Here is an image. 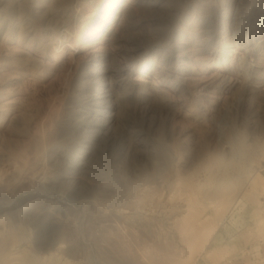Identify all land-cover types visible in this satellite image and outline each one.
Masks as SVG:
<instances>
[{"label": "rangeland", "instance_id": "1", "mask_svg": "<svg viewBox=\"0 0 264 264\" xmlns=\"http://www.w3.org/2000/svg\"><path fill=\"white\" fill-rule=\"evenodd\" d=\"M171 252L264 264V0H0V264Z\"/></svg>", "mask_w": 264, "mask_h": 264}, {"label": "bare ground", "instance_id": "2", "mask_svg": "<svg viewBox=\"0 0 264 264\" xmlns=\"http://www.w3.org/2000/svg\"><path fill=\"white\" fill-rule=\"evenodd\" d=\"M123 6H125V5H123ZM115 8V7H114ZM117 8V7H116ZM113 9V8H112ZM121 9H122V4H121ZM116 10V9H115ZM122 11V10H121ZM114 12V11H113ZM120 12V8H117V13H119ZM120 14H121V12H120ZM113 15V14H112ZM96 96V95H95ZM91 101V100H90ZM114 109V108H113ZM96 113V112H95ZM91 115V114H90ZM95 115V114H94ZM98 115V114H97ZM91 117H92V115H91ZM90 117V118H91ZM89 118V119H90ZM49 194V193H48ZM51 195H53L54 197H56L57 199H59L60 198V194H59V192L58 191H56V192H53V193H51ZM62 195V194H61ZM62 199V198H61ZM122 215V214H121ZM124 216V215H123ZM211 225V224H210ZM203 226V225H202ZM205 226V225H204ZM213 227V226H212ZM179 228V227H178ZM181 228V227H180ZM184 228V227H183ZM199 228H201V227H199ZM131 229V228H130ZM144 229V228H143ZM154 229V228H153ZM210 229H212V228H210ZM134 230V229H133ZM178 230V229H177ZM139 231V230H138ZM186 232V231H185ZM180 233V232H179ZM184 234V233H183ZM189 235V234H188ZM181 236V235H180ZM185 235H183V237H184ZM187 236V235H186ZM191 236V235H190ZM182 238V237H181ZM187 238H188V236H187ZM194 239V238H193ZM182 240H184L183 238H182ZM162 241V240H161ZM181 241V240H180ZM163 242V241H162ZM165 242V241H164ZM184 242V241H183ZM187 242H188V240H187ZM190 242V241H189ZM202 242H203V240H202ZM207 242V241H206ZM166 243V242H165ZM188 245V244H187ZM189 245H190V243H189ZM145 246V245H144ZM169 247V246H168ZM161 249V248H160ZM149 250V249H148ZM172 250V249H171ZM165 251V250H164ZM168 251V250H167ZM139 252V251H138ZM148 253V252H147ZM162 253V252H161ZM170 253V252H169ZM174 253V252H173ZM177 253V252H176ZM146 254V253H145ZM158 254V253H157ZM160 254V253H159ZM171 254H172V252H171ZM175 254V253H174ZM174 254H172V255H169L170 256V258H166L165 257V255L163 256L164 257V261H163V264H177V261H179V259H174V257H176V256H174L173 257V259H172V257L171 256H173ZM160 255H162V254H160ZM140 256V255H139ZM138 256V257H139ZM158 256V255H157ZM166 256H167V253H166ZM168 256V257H169ZM135 257V256H134ZM141 257V256H140ZM145 257V256H144ZM150 257H153V254H152V256H150ZM163 257H162V259H160L161 258V256L160 257H158L159 259H160V262L163 260ZM179 257V256H178ZM143 258V257H142ZM154 258V257H153ZM158 258H157V260H158ZM177 258V257H176ZM184 259V258H183ZM145 260V259H144ZM149 260V259H148ZM151 260V259H150ZM155 262H156V257H155ZM153 260V261H154ZM146 261V260H145ZM182 261V260H181ZM181 261H179V264H180V262ZM151 262V261H150ZM160 262H158L157 261V264H162V262L160 263ZM153 263V262H152ZM146 264V263H145ZM150 264V263H149ZM156 264V263H155Z\"/></svg>", "mask_w": 264, "mask_h": 264}]
</instances>
